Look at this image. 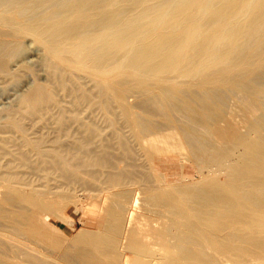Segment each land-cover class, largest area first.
Segmentation results:
<instances>
[{"label":"bare ground","instance_id":"bare-ground-1","mask_svg":"<svg viewBox=\"0 0 264 264\" xmlns=\"http://www.w3.org/2000/svg\"><path fill=\"white\" fill-rule=\"evenodd\" d=\"M22 38L0 264H49L69 207L67 264H264V0H0L3 84Z\"/></svg>","mask_w":264,"mask_h":264},{"label":"rangeland","instance_id":"rangeland-1","mask_svg":"<svg viewBox=\"0 0 264 264\" xmlns=\"http://www.w3.org/2000/svg\"><path fill=\"white\" fill-rule=\"evenodd\" d=\"M22 41H23V44L20 47L21 49H19L21 51V53L19 51L16 57L19 59L23 55L21 58H24L26 61H28L31 64H33L32 68H31L32 71L31 70H30V72L24 71L23 74H22L23 76L17 81H14V82L11 81V82H8V83L6 81H4V84H3V81L0 82V119H1L0 120V124L4 120V118L2 116L4 115L5 111L8 108H10L15 103L16 98L18 97V94L20 92L24 91L23 89H25L26 87L29 88L28 85H30V82H32L34 80H37V79H38L37 81H40L41 79H43L41 82H44V80H45L44 76L46 75V70L42 69L40 71V69L42 67L39 64H37V63H32L33 61L31 62L32 58H34L36 55L39 54V52H40L39 50L41 49V47L38 44L32 42L29 38H24V39L22 38ZM33 55H35V56H33ZM31 56H33L31 58V60H28L26 58V57L30 58ZM34 59H36V58H34ZM34 66H36V68H34ZM24 73L27 76H24ZM28 73H31V74H28ZM32 75H34V76H32ZM28 88H26V89H28ZM26 89H25V91H26ZM133 99H134V97H128V99H127L128 102L127 103H129V104L131 102L135 103V101H134L135 99L134 100ZM127 100H122V102H121V100L120 101L117 100V103L120 102V103L124 104V102L127 101ZM263 134H264V131H263ZM63 192L66 193V194H64ZM59 194H60V197H58V198H59L60 201H58V204H60L61 206L64 205V204L68 205L69 198H71L72 195L75 194V191H71V192H68V191H62L61 192L60 191ZM59 194H58V196H59ZM68 195L71 196V197H69ZM63 196L66 197L65 201L63 200V198H64ZM85 221H87V217H86V215L82 214V210L80 209V207H76V208L69 207V209H67V210L57 212V217L52 219V223H54V225H56V227H58L60 229V232H58V235L63 237L65 241L63 242V244L60 245V247H59L60 249L59 248H54V249H51V250L50 249L41 250V252H43L44 255L43 254H42L43 256L39 255L40 258L45 260L46 262L48 261V259L46 260V258H49V262H47L49 264H67L65 262L66 261L68 262L71 259L70 257L74 254V253H71V254L67 253V252H71V248H70L67 240H68V238H71L72 236H74L78 232V230H80L82 228H86V226H87V228H90L88 226V224L87 225L85 224L86 223ZM64 248H66V250H64V254H63L62 249H64ZM55 254H57V255H55ZM51 255H54L56 257L51 256ZM226 255L231 260L236 258V256L234 254H232V253H226ZM262 255H263V253L259 252V251H257L255 253V256H262ZM67 256H69V257H67ZM74 256L75 255H73L72 257H74Z\"/></svg>","mask_w":264,"mask_h":264}]
</instances>
